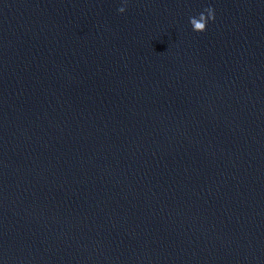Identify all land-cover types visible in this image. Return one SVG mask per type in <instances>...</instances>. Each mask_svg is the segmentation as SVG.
I'll return each mask as SVG.
<instances>
[{
  "label": "water",
  "instance_id": "water-1",
  "mask_svg": "<svg viewBox=\"0 0 264 264\" xmlns=\"http://www.w3.org/2000/svg\"><path fill=\"white\" fill-rule=\"evenodd\" d=\"M0 264H264V0H0Z\"/></svg>",
  "mask_w": 264,
  "mask_h": 264
},
{
  "label": "clouds",
  "instance_id": "clouds-1",
  "mask_svg": "<svg viewBox=\"0 0 264 264\" xmlns=\"http://www.w3.org/2000/svg\"><path fill=\"white\" fill-rule=\"evenodd\" d=\"M124 3L126 5L127 0H124ZM118 11L120 13H124L126 11L125 6H121ZM190 24L192 26L193 31L195 32H204L206 30L207 24L210 20H215V10L212 7H208L204 9L203 12L199 14V17H190Z\"/></svg>",
  "mask_w": 264,
  "mask_h": 264
}]
</instances>
